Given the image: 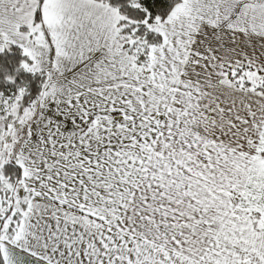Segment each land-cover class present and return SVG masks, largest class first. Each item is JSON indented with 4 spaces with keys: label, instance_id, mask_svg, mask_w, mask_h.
<instances>
[{
    "label": "rangeland",
    "instance_id": "obj_1",
    "mask_svg": "<svg viewBox=\"0 0 264 264\" xmlns=\"http://www.w3.org/2000/svg\"><path fill=\"white\" fill-rule=\"evenodd\" d=\"M259 1L180 0L165 20L148 24L162 41L136 62L117 48L123 16L108 5L0 0V51L17 44L29 70L46 74L39 99L21 113V91L0 95V167L36 148L113 149L106 161L133 165L152 192L166 183L157 210V198L132 208L157 234L147 238V260L135 264H264V168L256 166L264 103L257 108L254 92L237 87L245 78L264 82V61L254 59L264 60V41L252 36H264ZM89 117L102 126L93 140L85 135ZM1 177L14 197L20 184ZM14 206H2L1 217ZM129 233L120 235V264H129L127 239L145 251L146 237L140 246Z\"/></svg>",
    "mask_w": 264,
    "mask_h": 264
},
{
    "label": "crops",
    "instance_id": "obj_2",
    "mask_svg": "<svg viewBox=\"0 0 264 264\" xmlns=\"http://www.w3.org/2000/svg\"><path fill=\"white\" fill-rule=\"evenodd\" d=\"M259 2L264 3L262 0ZM259 26L261 29L264 22ZM258 32L256 30L252 36L264 41V36ZM254 59L255 65L264 61L257 56ZM250 67L253 69L256 66ZM252 81L245 78L237 87L242 91H253L258 98L255 100L259 101L256 107L260 108L264 103V82ZM228 84L236 85L232 81ZM262 120L264 132V114ZM87 121L90 131L85 135L90 140L96 139L94 130L101 129L100 119L89 117ZM58 123L63 127L62 122ZM112 150L30 149L27 155L29 173L24 170L26 154L22 155V160L15 162L22 169L20 183H17L20 184L19 189L16 197L10 194L3 197L5 204L1 207L12 203L17 209L10 214L6 211L2 217L0 215V248L5 264H120V235L129 233L128 230L131 236L141 237L140 246H143L142 237L146 239L145 251L134 248L136 238L127 239L130 245L126 250L127 262L135 264L147 260L145 254L152 252L147 238L157 234L145 228V218L135 220L132 208L134 203H150L157 198V210L160 199L167 193L166 183L157 182L158 189L152 192L150 182L142 181L136 172H131L136 171L133 165H119L118 160L112 161ZM64 156L73 158L63 159ZM85 156H90L88 160L93 163L82 158ZM108 157L112 158L109 162L106 161ZM259 162L262 163L256 165L257 169L264 168V155ZM255 187L258 188L259 184ZM26 191L29 196H25ZM13 213H18L14 220ZM9 217L11 221L6 225ZM12 221L14 226L9 230ZM125 224L127 230L122 229ZM160 224L158 220L150 226L154 230Z\"/></svg>",
    "mask_w": 264,
    "mask_h": 264
},
{
    "label": "trees",
    "instance_id": "obj_3",
    "mask_svg": "<svg viewBox=\"0 0 264 264\" xmlns=\"http://www.w3.org/2000/svg\"><path fill=\"white\" fill-rule=\"evenodd\" d=\"M44 0H36L41 4ZM103 3L123 16L118 23V47L120 50L135 55L136 62H143L148 54V47L159 45L161 35L148 27L149 23L165 20L174 6L180 0H93ZM29 56L17 44L10 43L0 51V95H13L21 91L18 100V113L31 108L39 99L46 74L43 70L30 71ZM12 186L22 177L21 167L14 161H8L0 167V208L5 204L3 197L9 196V191L1 177ZM12 212L8 211V214ZM13 218L18 213H13ZM4 219V218H3ZM10 226L9 230L13 228ZM0 264H5L0 248Z\"/></svg>",
    "mask_w": 264,
    "mask_h": 264
}]
</instances>
